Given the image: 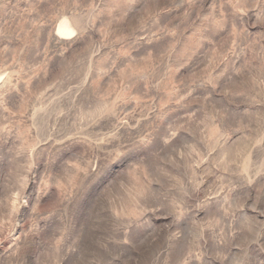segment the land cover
Instances as JSON below:
<instances>
[{
	"label": "rangeland",
	"instance_id": "rangeland-1",
	"mask_svg": "<svg viewBox=\"0 0 264 264\" xmlns=\"http://www.w3.org/2000/svg\"><path fill=\"white\" fill-rule=\"evenodd\" d=\"M0 264H264V0H0Z\"/></svg>",
	"mask_w": 264,
	"mask_h": 264
}]
</instances>
